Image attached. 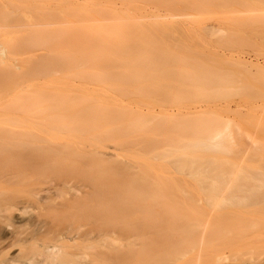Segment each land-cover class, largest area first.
<instances>
[{
	"label": "bare ground",
	"instance_id": "bare-ground-1",
	"mask_svg": "<svg viewBox=\"0 0 264 264\" xmlns=\"http://www.w3.org/2000/svg\"><path fill=\"white\" fill-rule=\"evenodd\" d=\"M250 1H249V3H250ZM79 8L85 12V17L82 19L65 18L62 20L60 19L59 21L58 20L52 21L50 23V25H48L49 22H47V24H46L45 21H44V23H43V21H41L43 24L42 23L39 24L40 26H42V28L46 27V29H45L46 32L51 34V35L50 36L47 35L46 37L45 36L39 37L37 40L38 43L40 42L43 44V43L47 42L49 40L47 37H53V40H54V44H53V48H52L53 54H51L52 57L48 58L49 55L47 54L46 57L47 56L48 57L46 58L44 56V58H46L47 60L52 58L55 66L59 67V69L61 71L59 69L58 70L60 72H62V75L57 76V74H59V73L56 74V72H59V71L55 70L56 69L55 68L54 69L55 72H54V71H51L49 68L52 66L51 62H49V61L46 63L44 62L45 67L46 66L48 67V63L50 65L47 68L48 70L45 69V73L47 74V76H48V74L52 75V78H50L51 76L49 77L51 79V81L48 77H45V76H44L45 79L43 81H40L41 79H43V78H41V77H43L42 75H45V73L43 72L44 74L41 73V75H39L40 78L38 77L40 84L38 83L39 81L36 83V85L39 84V86H41V85L43 86L45 84L46 85L51 84V85H48L49 88L54 89L53 97H55V98H54L53 102H55V99H56V103H55V106L52 105V106H54V110L52 111V114L50 113V115L48 114V116L47 115L44 116L45 108L43 109L42 102L44 100L45 101L48 100L46 95L44 96V97H46V99H42V96L45 94L44 93L42 96H40L42 101L40 100V98H38L39 100L38 99L35 100V102L37 103V106H39L38 108H40V109H38V111L40 110L41 113L44 111L43 115L42 114L36 115V117L23 116L20 119L19 118H8V116H7L8 119L3 120L4 124L8 123V124L14 125V126L20 125L22 127V129L9 128L8 126H6V124L3 125L2 123H0V125L2 124L0 127L2 128V126H3V128H4V129L0 130V255L2 258V260L0 261V264H35L33 260L36 259L37 256L39 257V255L41 258L40 264H42V263L44 264V262H42V259L44 257H46V259L45 258L44 259L47 260V262H48L49 260L47 258L50 259L55 254H57L59 252V246H61V245L67 246V247H69L70 245H75L76 247H78V246L89 247V246L94 245V247L97 250V255L99 257V263L100 264H104V262H107L106 261L107 259H108L107 263H109L113 260L112 258H114V260H115L116 256H119V258H121V259L119 261L118 260L119 258H117V260H118V262L116 260L117 263L113 260L114 264H118V263L120 264L121 260H122V262H124L125 259H127V257H128L127 256L128 253H127V255L125 253V256H123L121 253L124 252V249H126L125 247H127V246L129 247V245H130L129 249L127 247L126 251L130 252L129 257H128L129 261H130L131 255L133 256L132 259L135 262H131L132 264H137L138 262H139V264H153V261H152L153 259L151 260V258H156L157 256L156 257L155 256L152 257L153 255L149 256V254L146 253L147 252L146 250H144V252H145L144 255L146 254L145 255L146 257L143 255V248H144L143 246H146V244H144V243L147 242V245H148L150 239H148L143 233V235L145 236L144 238H146V240H144L146 242H143V238L142 239L140 238V237H142L141 233L140 234L138 233L141 230V228H140V230H138V228H139L138 227L136 231L140 237L137 234L138 237L136 236V238H134L133 235L135 236V233L132 235V237L134 238L135 241H137V238H138L137 243L142 241L143 244L140 242L139 248L137 247V249H136L135 247L138 244L135 243L133 238H131V234H129L128 230L129 229L130 230L136 229V224L142 225L143 219H147L149 217L151 219V222H150V220H147L148 223L144 222L143 223L144 227H145V224H146V228L148 226L150 227V224H152L153 226L155 224V227H156L155 231L152 230L154 228L152 225H151L152 229L151 230L149 229L150 231L149 230L148 231L149 232H151V231L156 232L157 231V225H156L157 223H158V227L164 226V229H162V227H161V230H159V228H158L160 234L158 233V231H157V233L159 234V236L164 234L162 236H164V241H165V238H166L165 236H167L171 233L170 231H169L170 232L169 233L167 230H169V228L171 229L172 228L171 226L173 224V221H172V222H170L172 224L171 225L169 224L170 225L169 226L168 225L169 222H166L167 223L166 224L165 221H167V220L171 221V220H169V218L171 216L170 214L172 213V215L174 216V214H173L174 211L170 212L169 211L170 209H167L165 206H163L164 208H161L160 206H157V205H158L159 201L161 202V199L164 198V197L163 198H161V197L164 196V194L166 192L165 189L167 188L168 184H170L169 182L171 180H169L168 183H166V180H168L170 177H172L171 174L172 175L175 174V173H173L174 170H171L170 167L174 168L175 172H180V173H183V172L185 173V171L188 170L189 172L187 171L188 172L187 176L190 175L192 178L194 176L197 178L201 172L200 180H198L199 177L196 179L198 181H201L202 177H204L206 175L205 176V178H206L212 172V171L210 172V170H212V169L208 168L209 165H207V167H205L206 163L208 162V161H206V159H208V158H206V159L203 157L201 158V159H205L206 163H203L204 167H201V166H203V164L198 162L201 166L199 165L200 169L198 167L195 168L196 170L198 169L197 170L198 172H197L193 167L198 165V163L196 165V162L198 161L199 158L197 159L198 156L193 157L189 153L190 151L188 149L196 146L195 151L197 150V152H198L200 149H197V147H200L201 145H202L201 147L203 148V145L206 146L208 144V146H206V148L208 147V149H210L209 147H211V146L213 148L215 147L212 144H218V143H221V144H218V147L222 148L220 146H222V144L226 145L227 144L226 142H228V141H229V143L227 144L228 146L226 145L227 146L226 148H231L230 140H231V138L235 139V137L232 136L231 138L229 137L230 139L227 137L228 141L224 140L225 139V137H224L225 132H223V131L226 130V127H225V130H223L224 128L223 129L217 128V130L213 129L214 131H216L215 133H209L208 131L203 132L204 131L203 130L202 131L203 133L201 132V134L202 135L204 134L205 138H204V136H203V138H201L202 135H199L201 137H199L200 139H198L197 133H199V132H198V129L196 127H194V130L196 128L197 133L196 134L193 133V132H195L194 130H193V132L189 131L191 134L193 133V135L191 136L187 132V134L189 136H191L189 138L184 137V135L186 133L182 134V136H180V137H177L178 135L175 134L176 137H174L172 134L169 135L168 134L169 132H168L166 134L164 133V135H166V136L164 137V139H162V141L159 140L160 141L159 142V141L155 140V142L153 143V142H151V141H154V139L151 137L152 131H150V129H149L151 127L153 129V126H155L157 123L156 122L155 125H153L154 124L153 121L150 122L151 121L150 118L152 117V116H150L151 111H152V113L155 111L153 106H152L153 104H152V102H149L147 100V97H146L147 94H144L141 91H139L137 93L135 92V90H138V88H140L141 86H147L144 83H147V84L150 83L152 79L153 80L156 79V76L161 77L162 73H164L163 71H165V69L168 71L173 70L172 68L171 69L167 68L169 66L165 65V59H164L166 57H168V59H170L169 57L171 56V53L173 54V52H170V56L167 55L163 59H160V57L156 58V56H158V54H159L157 51L156 52L158 54L155 52L156 56H154V58L152 57L153 54L151 56L150 55L148 56L149 52L147 50L150 49L149 51L151 52L152 47H148V45H146L147 43L145 45H142L144 47L147 46L144 48L146 50V52H145L144 50L141 51L143 49V47H140L141 44L143 43V41H142V43L139 42L140 46L138 45L139 43H137L138 46H135L136 43H135V45H133L131 43V40H129L130 39L129 34L131 33L129 31L130 27L132 28L131 31H133V28H135V27L137 29L139 28L141 30L142 28H140L139 26H141V24H143V23H153V24L166 23V22L171 23V22H182V21H186V20H190V19L191 20L194 19V21H196V20H199L201 18V16L198 17L199 12H182V13H170V12H168V13H163V14L162 13H153V14L133 15L130 12V8L127 6L105 5V4H101V3H90V4H86L84 6H80ZM140 8L143 9L144 7L140 6ZM250 8H248V9L252 10V12H255V11L259 12L260 11L258 14L261 15L260 20H262V18L264 17V16H262V14H264V6H260L257 8L252 7L251 9ZM61 11H64V8H62ZM103 11L110 12V15L109 16L101 15V13ZM212 11L214 14H218L217 17H219V19L221 21H231V22L237 21V23L239 22V25L241 27L242 26L244 27V25H245L244 23L247 22L246 17L248 14H253V16H254V17L253 16L251 17L249 15L250 19L251 18L254 19L255 17H258L257 15H254L255 13H249L251 11L246 13L247 9L245 7H243V8L242 7H236V8H231V9H222L221 11H219V10L218 11L212 10ZM261 12H262V14H261ZM248 21H249V19H248ZM252 21H249L248 23L251 24ZM263 21H264V18H263ZM263 21H262V23H263ZM253 22L255 23V20ZM248 23H247V25H248ZM262 23H261V25H262ZM33 24H30V25H33ZM35 25H38V24L35 23ZM258 25H259V23H258ZM258 25H255V26H257V28L260 29L262 26L260 27ZM48 26L51 28L50 29L47 28ZM136 28L134 30H136ZM262 28H264V26ZM39 29H41V27ZM39 29H37V30H39ZM47 29H49L48 31H50V32H48ZM41 30L44 31V29H41ZM163 30L164 31H162V32L167 31L166 29H163ZM212 30H214V28H212ZM46 32H44V33H46ZM133 32L136 33L137 30L133 31ZM133 32L131 33L132 35H133ZM147 33L143 29L138 34H141V36L144 35L143 37L146 36L147 38L146 39L144 38V39L148 40ZM143 37H141V38H143ZM125 38H127V39H125ZM160 47L164 48L163 46H160ZM160 47H159V49H160ZM162 48L160 50H162ZM165 48H166V46H165ZM165 48L162 51H164L163 53L166 55L167 53L165 51ZM162 51H161V53H162ZM145 53L147 56L145 55ZM160 55H162V54H160ZM2 58H3V56H2ZM161 58H162V56H161ZM167 62L168 61H166V63ZM43 64H42V66H43ZM169 65H171V63ZM1 66H0V68H1ZM8 66H10V65H8ZM40 68L38 69L39 74H40V71L42 72V70H40ZM33 69H31L32 73L34 72ZM35 69L37 70V67ZM4 71H5V69L2 70V72H4ZM36 72L37 71H35L34 73H36ZM38 73H37V75H38ZM53 73H54V75H53ZM160 73H161V75H160ZM164 76H165V78H164L165 80H166L167 76L169 77V75L166 76L163 74V77ZM163 77H161L162 79L159 78L160 80H157L155 82L158 83L159 81L163 80ZM170 77L171 78H167V79H172L174 81H177L180 78V80H181V77H179V76H177V77L170 76ZM172 77L175 78L176 80L173 79ZM46 78H47V81L45 82ZM189 78H190V76H189ZM192 79H193V77H192ZM182 80H183V78H182ZM194 80H195V77H194ZM178 82H177L178 84H181V82L179 80H178ZM166 83H169V82H165V84ZM170 83L172 84V82H170ZM170 83L167 84L166 86L171 85ZM90 84H93V85H90ZM173 84H174V82H173ZM189 84L185 87L186 88L192 87L191 84H190V86H189ZM196 84H198V83H196ZM184 85H186V84H184ZM179 86H182V84ZM193 86H194V92H195V87L197 85L195 86L193 83ZM46 87L44 89H46ZM170 87H173V86H170ZM185 87L182 86V88H185ZM65 88H67V90ZM165 88H167V87H165ZM197 88H198V86H197ZM190 89H193V88H190ZM109 90H112L115 93V95L108 94ZM168 90H169V88H168ZM179 90H180V88H179ZM128 91L131 92L133 95L130 94ZM188 91H189V89H188ZM127 92H128V94H127ZM140 92L143 93V96H145L146 99L145 98L143 99V96H141V97L139 96V94H141ZM171 92L169 91V94H171ZM33 93L31 94L32 97H34L36 95L35 94L33 96ZM46 93H48L49 97L52 96L51 94L49 95V90ZM175 93H177V92H175ZM40 94H41V92H40ZM169 94L165 95V96H167V99L170 96ZM137 95L140 97V99L142 98L143 100L148 101L147 102L148 104L146 102H145L146 104L142 103V105H145V106H143V109L140 108L142 105L138 106V104L141 103V101H137V104L135 103L136 105H133L134 102L139 99ZM37 96L39 97V95H37ZM130 96H131V98H129ZM182 96H184L183 93H182ZM53 97H51V98H53ZM196 97H198V96H196ZM34 98L36 99L37 97L35 96ZM34 98H32V99H34ZM132 98H133V100H132L133 102L132 101L129 102L130 99H132ZM162 98H164V97H162ZM49 100H50V98H49ZM162 100H164V99H162ZM26 101H28V100L26 99ZM51 101H52V99H51ZM78 101L79 102L81 101V104H77ZM172 101H173V99H172ZM31 102H32V104H34L33 101H31ZM124 102H128L129 104L124 103ZM169 102H168V104L165 102L164 103L159 102L158 104L160 106H162V105L165 106V104H167V107H168V105L170 107ZM181 102L175 103L176 104L175 106L177 107V110H176L177 112L175 111L173 113V115L177 114V115L183 116L182 114L187 112V113H185L187 115L186 118L189 119V117H190L189 114L192 116L194 113L196 114L198 112L197 107H196L197 104L195 105L196 110L193 109L191 111L190 109H185L182 106L183 102L182 103ZM202 102H203V100H202ZM227 102H229V101H227ZM238 102H236V103H238ZM50 103H52V102H50ZM108 103H110L111 105L109 104L110 106H108ZM185 103L186 102H184L183 104H185ZM188 103H189V101H188ZM195 103H198V101H196ZM204 103H206V102H204ZM239 103H241V102H239ZM112 104L114 106H112ZM158 104H156V106ZM172 104L173 103H171V106L174 105V104L173 105ZM179 104H181V106ZM199 104H200V102H199ZM226 104H228V103H226ZM229 104H231V103H229ZM229 104H228V106H229ZM24 105H25L24 107L27 106L26 104H24ZM28 105H30V104H28ZM35 105L36 104H34V106ZM146 105L148 107L147 108L148 110H146V113H147V111L150 112L147 114H145L143 112ZM240 105L241 104H238L239 107H240ZM134 106H136V109L133 108ZM223 106H224V104H223ZM114 107H116L117 109L116 108L114 109ZM211 107L212 106H210V108ZM28 108L29 107L27 106L26 110H28ZM31 108H33V107H31ZM46 108H48V107H46ZM207 108H209V107H207ZM230 108H231V106H230ZM159 109L162 113H165L164 112L165 108L160 107ZM183 109H185L186 111L185 112L182 111ZM118 110L119 111L122 110V111L118 112ZM167 110H169V108ZM167 110H166V112H167ZM187 110H189V112ZM228 110H229V108H228ZM116 111H117V113H116ZM206 111H207V109H206ZM210 111L211 110L209 109L208 112H210ZM131 112L134 115L136 114V112H139V114L143 113L142 114L143 116L141 114L139 115L138 113L135 116H132L133 114ZM202 112H205V111H202ZM202 112L200 111V113H198V114H201ZM211 112H213L214 115H217V113H215L214 110H212ZM229 112H231V111L229 110ZM154 113H155V115L157 114V117H158L159 113H156V111ZM154 113L152 114L153 118L155 116ZM226 113H227V110H226ZM122 114L123 115L124 114H129V115L131 114V115L129 117V115L123 116ZM171 114L172 113H170V115ZM195 114L193 115V117L195 116ZM198 114H196V118H197ZM223 114L224 113H222V115ZM146 115H147V118L150 120L149 122L153 123L152 126H149L148 125L149 123H147L148 126L146 124H144V126H141L142 125L141 123H143L145 121L144 119H146V117H145ZM161 115L165 116V114H161ZM170 115H168V116H170ZM186 115H184L183 117H185ZM206 115H207V112H206ZM206 115L204 116V118L207 117ZM218 115L220 116L221 114L218 113ZM122 116L125 117L124 121H128L127 123L122 120L123 119ZM136 116H138V117H136ZM148 116H150V118ZM162 116H160V117H162ZM128 117H129V120H128ZM142 117L144 118L143 119L144 121L142 120L143 122L141 121V123H140L139 120H141ZM131 118L132 119L138 118V120H136V123H135V119H134L133 123H132V120H130ZM168 119H166V121ZM175 119H174V121H175ZM223 119H222V121H223ZM190 120L191 119H189V121ZM168 121H170V120H168ZM180 121L181 120H179L178 122H180ZM129 122L131 123V125L132 124L134 125V123H135L134 126L136 129L133 127L131 128V126H129V125L128 126L125 125V123L128 124ZM146 122H148V121H146ZM181 123H183V121H181ZM204 123H206V122H204ZM210 123H211V121H210ZM190 124H191V122H190ZM207 125H208V123H207ZM221 125H222V123H221ZM139 126L144 127V128H141ZM175 126H177V125H175ZM185 126H183V127H185ZM137 127H139V129ZM198 127H201V126H198ZM205 127H206V125H205ZM205 127H204V129H205ZM146 128L149 129L151 135L148 133L149 131L146 130ZM119 129H124V130L127 129V131L125 133H123ZM156 129H158V128H156ZM156 129L154 131H156ZM185 129H183V131ZM192 129L190 127V130H192ZM201 129L199 131H201ZM210 129H212V128H210ZM186 130L188 131V129H186ZM157 131H159V129ZM183 131L181 133H183ZM128 132L130 134L132 133L134 135H135L134 132H137V133L140 132L138 135H143V136L140 137L141 139L136 138V140H135L136 136H134V138H131L130 140L125 139L126 141L122 140V139L118 140V138H120V137L122 138V136L126 137ZM160 132L163 133V131H159L157 133H160ZM207 132H208V134H206ZM167 134L169 136L172 135L173 138L171 136L170 137L171 139H170L169 137H167ZM187 134H186V136H188ZM155 135L159 136V134H156V133H155ZM221 135H223V136H221ZM219 136L223 137V139ZM229 136H231V135H229ZM166 137H167V139H166ZM194 137H196V138H194ZM221 141L222 142L225 141V143H222ZM232 141L234 142L233 139H232ZM162 142H164V144H160ZM165 142H166V144H165ZM233 142L231 145H232V148L234 149V152H235L236 151L235 146L237 145V143H235L236 145H234ZM125 143H126V145L127 144H129V145H127V146L123 145ZM152 143L154 145H151ZM121 144L123 146H126L127 148L125 147V149L129 150L131 153L130 155H128L126 157L125 160L123 158L124 156H121V154L118 151L119 147H120V149H124ZM158 144H159V146H157ZM210 144H211V146H210ZM238 145H239V143H238ZM128 146L134 147L137 150L131 149V148L128 149L129 148ZM163 146H164V150L160 149V148H163ZM218 147H215V148H218ZM202 148H201V150H203ZM206 148H205V150H206ZM125 149H124V151H125ZM233 149H228V150L222 149V151L227 150L226 152L229 153V150L233 151ZM244 149L246 150V148H244ZM139 150H140V152H139ZM218 150L219 149H217V152L221 151V149L219 151ZM237 150H238V148H237ZM241 150H243V149L240 148V151ZM193 151H194V149H193ZM246 151H248V150H246ZM214 152H215V150H214ZM238 152H239V150L237 151V156L239 155ZM127 153L129 154V152H127ZM150 154H152V155H150ZM260 155H262V154L260 153ZM201 156H204V155H201ZM241 157H242V155H241ZM213 158H215V157H213ZM216 159H218V158H216ZM219 159L220 160H218V161H221V159H223V158H219ZM123 160L126 162H123ZM189 160H191V161H189ZM212 160H214V159H212ZM150 161H153V162L156 161V162L151 164ZM226 161H228L227 158H226ZM193 162H195V165ZM229 162L231 163L232 161L229 160ZM119 164H122V165L125 164V166L123 167L122 165H120V166H122V168H120ZM221 164H223V163H221ZM225 164H227V166H228V163H225ZM220 165L218 164V167ZM231 165H233V164H231ZM223 166H225V165L223 164ZM223 166H221V167L224 170H226V169L227 170L229 169L230 171L234 170L233 167H232L233 168V170H232L230 166H228L230 168L225 166V168L227 167L226 169ZM238 166H239V164H238ZM240 166H242V165L240 164ZM209 167H211V165ZM221 167L218 168L220 170V173L223 170ZM186 168H188V169H186ZM243 168L244 167H241L240 170H243ZM203 169L204 170L207 169V171L209 169V171H208L209 174H207V171H203ZM224 170L220 174L221 177H219V174L217 175L218 171L216 172V170H215L216 175H217V177H215V179L220 178L219 181H216V182H218V184L220 182H222L224 185L227 182L229 183V181H225V179H224V177L227 176L226 175L227 171H224ZM235 171H233V173L228 172V174L233 175L235 173ZM259 171H261V170H259ZM203 172L205 173L204 176L202 175ZM213 172H214V169H213ZM241 172L239 173L240 177H241ZM254 172H257V171H254ZM186 173L184 175H186ZM245 173L247 174V172L246 171L243 172L242 176H244L243 177L244 180H242V181H246L245 178H247V177H245V175H246ZM239 174L237 176H239ZM253 174L256 175L255 173H253ZM201 175H202V177H201ZM232 175H231V178L234 177V175H233V177H232ZM237 176H235V177H237ZM247 176L252 177L249 173L247 174ZM257 176L258 175L254 176L256 178V180L258 179ZM180 177H181V174H180L179 178L176 175L175 179H178V181L179 180L181 181ZM184 177L185 176H183V179H182L183 181H184ZM250 177H248V178H250ZM150 178L155 179V182H158L156 180H159V182H160V180L162 182L164 181L166 183L165 184L166 187L163 186L164 183H163V185H161L163 187H160V185L158 186L159 182H158V184L156 183L157 186L155 187V184H154L155 182H153V180H151V182H148V184L149 183L151 184V185L149 184L151 187L147 186L146 190H144V188L141 187L142 185L141 186H135V187H129V188H132L131 190L128 189V187H127V189H124V190L122 189V187L120 188V182L122 181L126 184V182H125L126 179H128L132 184H135V183L141 184V183H144V181H146L147 179L149 180ZM205 178H203L202 182L203 183L209 182L208 186L206 185V187H209V188L211 187L214 189L216 188L215 189L216 191L211 189L212 190L211 192L218 193V194L215 193L216 196L214 197V200H217L216 198H219V196L217 197V195L221 196V193L227 187L222 188V187H220L221 185L216 184V182H214V183H212V181L210 182L209 179L211 177L209 179L206 178L207 180ZM255 178H253V179H255ZM259 178H261V176H259ZM262 178H264V176ZM262 178L258 180L259 182L254 181L253 179H252L253 181L250 179H247L248 183L247 182L242 183V185L244 184L243 186L241 185L242 188L244 189L246 187L244 189V190H246V192H244L245 193L244 195H246V196L244 198H242L243 194H241V197H240L242 200L244 199L243 201H245V202H243L241 199L240 200L238 199L239 200L238 202H241V203H239L240 207L242 206V204H244L243 207H245V204L248 206L249 203H251L250 205H252L253 203L255 205V203L257 204V203L263 202V204H264V180L261 181ZM171 179L173 180L174 184L171 181L172 185L171 184L170 185L172 186V188L173 187L177 188V189H175V191L180 188L179 190L184 192L183 188L189 186L188 184H185L186 181L184 183H182L183 181L182 182L179 181V183L181 185H183V184L185 185L181 189L178 181H177V183H178L177 184L174 181V177ZM204 180H206V181H204ZM239 180H240V178H239ZM190 181L191 180H189V184H190ZM223 181H225V183ZM249 181H251V182H249ZM162 182H160V184H162ZM124 183H123V185H125ZM152 183H153V185H152ZM203 183H202V185H203ZM210 183L216 184V186L219 188H217L216 186L214 187V185H211ZM115 184L118 186H115ZM128 184L131 185L130 183H127V185ZM205 184H207V183H204V186H205ZM232 184H235V182ZM240 184H239V186H240ZM195 186L196 185H194V187ZM226 186H227V184H226ZM152 187H155V188L153 189ZM157 187L164 189L165 192L161 189L157 193V190L159 189ZM206 187L204 189H206ZM233 188H237V187L233 186L232 189ZM242 188H241V190H243ZM168 189H170V188H168ZM168 189H167V194L169 195V193H171V191L173 189L172 190H168ZM188 189L185 188L184 190L188 191ZM202 189H203V187H201V190ZM208 189H207V192L209 191ZM220 189L222 192L220 191ZM139 191H141V192H139ZM143 191H150V192L142 193ZM218 191L221 193L219 194ZM231 191H229V193H231ZM172 192H174V191H172ZM203 192H206V191L204 190ZM235 192H237V191H235ZM241 192H243V191H241ZM120 193H122V194H120ZM162 193H163V195H162ZM229 193H227V194H229ZM247 193H249V194H247ZM167 194H165V198H166ZM178 194H180V196H181V193H178ZM192 194H194V193H191V195ZM196 194H197V192H196ZM208 194L214 195V193H210V192H208ZM152 195H153V198H152ZM174 195H173V197L170 198V201L173 202L172 204L173 205L177 204L179 206V208L183 207L182 205H179V203H176L177 201H172V200H174L172 198H174L176 196V195L175 196ZM155 196H157V197H155ZM201 196H203V195H201ZM226 196H228V195H226ZM232 196L230 195V197H232ZM236 196H237V194H236ZM154 197L157 199H155ZM177 197L178 196H176V198ZM206 197H213V196L210 195V196H206ZM206 197H205V199H206ZM234 197L230 198L231 201L230 200H226V201H227V203H229V205H231L232 201H234L233 202L234 210H236L238 208L237 207L238 204L235 203V201L237 202V199L235 200ZM158 198L160 199L159 201H158ZM178 198H180V197H178ZM225 198L227 199V197H225ZM238 198H239V196H238ZM153 199H155L154 201L158 202V203L155 204L154 201H152ZM185 199H183V202L186 201V203H188L187 202L188 200H185ZM190 199H192L191 196H190L189 200ZM198 199H199V197H198ZM210 199H208V200H210ZM164 200H163V202H164ZM168 202H169V200H168ZM217 202H218V200H217ZM167 203L165 200V204H167ZM224 203H226V202H224ZM29 204L33 207V212L27 213L26 208H27V205H29ZM154 205H156L157 207ZM183 205H185V204H183ZM191 205H192V203L190 205L187 204L186 210L188 209V206L190 207ZM210 205H212V204H210ZM215 205H212V206H215ZM225 205L226 204H221V206H220L217 203V206L220 208L225 206ZM258 205H256V206H258ZM252 206H250V207H252ZM184 207L182 208V210L184 209ZM198 207H199V205H198ZM225 207L227 208V205ZM235 207H237V208H235ZM196 208H197V205H196ZM232 208H233V206H232ZM256 208L254 207V210ZM174 209H175V207H174ZM205 209L203 208L204 212L206 213V211L209 208L206 211H205ZM186 210H183L184 214L186 212L189 214V212ZM197 210L198 211L194 212L196 214V215H194L195 217L198 216L197 212H199L200 210H201V212L203 211L202 208L200 210L197 208ZM215 210H217V209H215ZM240 210H238V211L242 212ZM250 210L247 211V209H245V212L247 211L249 213ZM168 211L170 212V214ZM194 211H195V209H194ZM231 211H228V212H231ZM149 212L152 214H149ZM191 212H190V216H191V218H193L192 217L193 215L191 214ZM256 212H258V211L255 210V213ZM207 213H208V211H207ZM248 213H246L247 214L246 217L245 216L243 217V218H246V227H245L247 229L246 232L250 231V229L248 230V227H249L248 223H250V222L253 226L252 228H254V226H255L254 224H257V223H263L261 226L264 225V222L261 220L262 218L258 222V216H255L253 214H248ZM252 213H254V212L252 211ZM262 213H264V212H262ZM164 214L166 215V218L165 217L162 218V215H164ZM228 214L230 215V213H228ZM235 214H238V213L235 212ZM235 214H232V216L233 215L235 216ZM158 215L159 216L161 215V217H159ZM168 215H170V216H168ZM177 215H178V216H176V218H178L177 220H180L181 217L179 216V214H177ZM238 215H240V213ZM129 216H130V218H129ZM131 216H134V217H131ZM221 216H222V214H221ZM174 217L171 216L172 219ZM199 217L201 218L200 214H199ZM207 217H209V214ZM131 218H132V220H131ZM224 218L228 219L226 217H224ZM224 218H221V220ZM231 218L232 217H230V219ZM206 219H209V218H206ZM210 219H211V216H210ZM216 219H214V220H216ZM134 220H137V221H134ZM161 220L164 221V222H162L163 225L159 224V223H161ZM177 220L175 223L177 224V228H180L178 226ZM187 220H189V219L187 218L186 222H187ZM193 220H194V218H193ZM195 220L197 221V219H195ZM235 220L238 221V219H236V218H235ZM141 221H142V223H141ZM216 221H218V219ZM135 222H137V223L135 224ZM152 222H156V223H152ZM224 222H225V220H224ZM138 223H140V224H138ZM175 223L173 225V231L176 232ZM186 224L189 225V222H187ZM200 224H202V223L200 222ZM218 224H219V222H218ZM232 224H233V222H232ZM165 225H167L168 227H166ZM180 225H181V228H180V230L178 229L179 230V231H177L178 234H177V232L176 233L173 232L171 229V231H172V234H170L171 238L172 237L176 238V234H177V236H179L182 228L185 227V224H184V226L182 223ZM226 225H228V223ZM247 225H248V227H247ZM257 225L259 226V224H257ZM123 226H124V228L129 227V229L124 230L122 228ZM142 226H140V227H142ZM198 226H194V227H198ZM222 226H224V225H222ZM232 226H234V225H232ZM119 227H120V230L122 232H123V230H124V232L125 231L128 232V233L125 232V234H124L122 232L120 233V231H119V233L124 234L125 236H126V234H129V236L127 235L129 238L124 237V235H122L124 237V239H123V237H120L121 235L118 234V231H117V230H119ZM189 227H190V225H189ZM200 227H202V226H200ZM210 227H211V225H210ZM165 228H168V229H165ZM207 228H209V227H207ZM239 228H240V225H239ZM245 228H243V229L245 230ZM256 228L258 229L259 227H256ZM185 229H186V227H185ZM195 229H197V228H194V231H195ZM261 229H260V231H261ZM162 230H163V233H162ZM183 230H184V228H183ZM183 230H182V232H183ZM192 230L190 229V232ZM164 231H166V232H164ZM200 231L202 233V230H200ZM251 232H248L245 234L246 235V241H247L246 246L247 245L249 246L248 243H251V246H253L252 243H254V242L258 243V244H260V241L263 242L264 238H263V240H261L262 239L261 237H260V240L259 239H255V240L253 239L251 241V239H249V233H251ZM256 232H259V229ZM151 233H149V234L151 235ZM166 233H167V235H166ZM199 233L200 232H198V233L196 232L195 234L201 235ZM147 234H148V232H147ZM173 234H174V236H172ZM208 234L209 233L207 230L206 234H204V235H206L205 239L203 236H201L202 239H204V241L208 237L207 236ZM185 235L187 236V234L182 233L180 235L181 237H177L178 239L180 238V240H177V238H176L177 242L174 241L175 243L173 242V245L176 246V243H178V241H180L178 244L180 246L181 238H183L185 240V239H187V237H190L192 234L190 236H187L186 238H185ZM202 235H203V233H202ZM209 235H211V234H209ZM154 236L155 235H153L152 239L155 238ZM159 236H157V237H159ZM162 236H161V238H163ZM192 236L189 239H192ZM196 236L197 235H194L193 237H196ZM197 237H199V236H197ZM201 237H199V238L201 239ZM118 238H120V239L122 238L123 240L122 239L118 240ZM175 238H172V239H175ZM242 238L243 237H240V239H242ZM125 239H127V240H125ZM147 239L149 241H147ZM166 239L168 241V236ZM172 239H169L168 243H167V241H165L164 244H167V245L162 246L163 245L162 243H157V244L159 245V247L162 246L161 248H163V249H164V247H166L164 250L169 249V251L172 252L171 249H173V248L170 249L171 246L173 247V245H172L173 240ZM194 239H196V238H194ZM208 239H207V241H209ZM238 239H239V237H238ZM184 240H183V242H184ZM108 241H110V242H108ZM118 241H121V244H123L122 246L124 247L123 251H121V252L119 251L121 256L119 255V252L117 251V249H119V250L121 249L119 247L120 242H118ZM126 241L127 242L129 241V243H130V241H131V243L132 242H134V243L129 244ZM155 241L156 240H154L155 244L152 243L153 241H151L150 245L146 248L151 247L153 249V247H154V249H155V245H156ZM193 242H194V240H193ZM200 242H202V240H200ZM228 242H229V240H228ZM232 242L236 243L237 241L234 240ZM117 243H118V245H117ZM151 243L154 244L153 247L151 246ZM204 243H206V242H204ZM108 244H109V247H108ZM124 244H126V245L124 246ZM168 244H171V245H169L170 247L168 246ZM178 245L176 246L177 247L176 249L179 248ZM196 245H198V243ZM205 245H203V246H205ZM111 246H113V247L111 248ZM186 246H188V244L185 245V248H184L185 251H186V249L191 248L190 246L188 248H186ZM114 247H115V249H113ZM140 247L141 248L143 247V248L141 249ZM259 247H264V246L260 245ZM105 248H108L107 249L108 252H109V249L111 248L112 251L115 250V252H117V253L113 257L112 255L114 254V252L111 253L112 251L110 249L111 252H110V255H108L106 252L107 250H105ZM161 248L160 249L158 248V253H160V255L163 254L165 257L163 260L162 259L158 260V258H157V260L159 261V264L161 263L160 261L167 262V260H165V258L167 257V254H164V251H162ZM138 249H139V251H137ZM152 249H151V251H152ZM179 249H181V248H179ZM184 249L182 251H184ZM134 250L136 252L135 254H134ZM141 250H142V252H140ZM159 250H161V251H159ZM174 250H175V247H174ZM181 250H180V253L182 252ZM259 250H261V249H258L257 251H259ZM263 250L264 249L261 250V252H260L261 254L262 253L264 254ZM185 251H184V253H186ZM132 252H133V254H131ZM242 252L243 251H241L240 253L242 254ZM138 253L140 256L142 255L143 257H145L147 259H144L141 256L142 257L141 259L142 260L144 259L142 261L140 258H138ZM258 253L259 252L255 253L254 251H252V249L250 251L246 250V253H245L246 254V261L243 259L244 255L242 256V259L244 260V262L246 264H264V258L263 259L260 258L261 255L260 254L258 255ZM26 254H29V256ZM106 254L109 257L112 256V258H109ZM174 254L177 257L175 252H174ZM34 255L35 256L37 255V256L34 258ZM87 255L88 254L86 252L83 253V256L86 257ZM41 256H43V257H41ZM175 256L174 257H173V255L171 257L168 256L169 257L168 262H170V260H172L170 258H176ZM231 256H236L235 251L231 255L230 254L221 255V256L219 255L218 259H219V261H223L224 264H234V263L235 264H242V263H244L243 261L241 263L240 260H242V259H239L238 255H237L238 256L237 259L235 257L231 258ZM135 257L138 260H136ZM32 258H33V260H32ZM104 258H105V260H104ZM149 258H150V260H149ZM198 258L196 257L195 260ZM110 259H112V260H110ZM202 259L204 261V258H202ZM238 259L240 262L238 261ZM37 260L38 259H36V261ZM147 260H149V261H147ZM173 260H174V262L176 261V259H173ZM195 260H193L194 263L197 262V260L196 261ZM234 260L235 261L237 260L238 262L236 263V262H234ZM260 260H263V262H261ZM113 261L109 264H113ZM158 261H155V262L158 264ZM199 261H202V260H199ZM150 262H152V263H150ZM163 262H162V264H163ZM168 262H167V264H168ZM186 262H188V261H186ZM107 263H105V264H107ZM156 263H154V264H156ZM191 263H192V261H191ZM199 263H201V262H199ZM36 264H38V263H36ZM203 264H204V262H203Z\"/></svg>",
	"mask_w": 264,
	"mask_h": 264
},
{
	"label": "rangeland",
	"instance_id": "rangeland-1",
	"mask_svg": "<svg viewBox=\"0 0 264 264\" xmlns=\"http://www.w3.org/2000/svg\"><path fill=\"white\" fill-rule=\"evenodd\" d=\"M249 1L250 0H0V62L3 64H1L0 63V66H1V68H0V123H2L3 125H5L6 124V126H8L9 128H13V129H22V127L20 126V125H18V126H14V125H10V124H8V123H3V120H5V119H8V118H21V117H23V116H32V117H36V115H43L44 113V116H48V114L50 115V113L52 114V111L54 110V106H55V103H56V99H55V102H53V100H54V98L55 97H53V91H54V89L53 88H49V86L48 85H51V84H48V85H46L45 83V85L47 86H45V85H41V86H39V84H40V81H43L45 78H44V76L45 77H50V78H52V75H49L48 74V76H47V74L45 73V69H47L50 65H49V63H48V67L46 66L45 67V63L46 62H51V67H49L50 68V70L51 71H54V69L55 70H57V71H59L60 69H59V67H57V66H55V64L53 63V59L51 60V59H46L47 57H46V55L48 54L49 55V57L48 58H50V57H52V55L51 54H53L52 53V48H53V44H54V40H53V37H47L49 40L47 41V42H45V43H38V38L39 37H42V36H50L51 34H49V33H47L46 32V27H44V28H42V26H40L39 24L40 23H42L41 21H43V23H44V21L46 22V24H47V22H49V24L48 25H50V23L52 22V21H59L60 19L62 20V19H65V18H75V19H82V18H84L85 17V12L82 10V9H80L79 7L80 6H84V5H86V4H90V3H101V4H105V5H117V6H127V7H129L130 8V12L133 14V15H139V14H153V13H168V12H170V13H182V12H199V14H198V17L199 16H201V18L199 19V20H196V21H194V19H190V20H186V21H182V22H171V23H168V22H166V23H157V24H153V23H143V24H141V26H139L140 28H142L141 30H145L146 31V33H147V36H148V40H145L147 37L145 36V37H143V36H141V34H138V33H140V29L138 30L136 27V30H137V34L139 35H137L136 33H134L133 31H136V30H134L135 28H133V31H131L132 30V28L130 27V29H129V31L132 33L133 32V35L130 33L129 34V37H130V39L129 40H131V43L133 44V45H135V43H136V45L135 46H140V43H142V41H143V43L141 44V46L140 47H143V49L141 50V51H145L146 52V50L144 49L145 47H147V46H142V45H145L146 43V45H148V47H152L151 48V52L149 51V50H147L148 52V56L150 55H152V57L154 58V56H156V53L158 54V56H156V58H159L160 57V59H163L165 56H170V52H173V54L171 53V56L169 57L170 59H168V57H166V58H164L165 59V65H167V66H169V67H167L168 69H173V70H170V71H168V70H166L165 69V71H163L164 73H162V76L161 77H163V74L164 75H169V77L167 76V78H171L170 76H173V77H177V76H179V77H181V80H180V78L178 79L180 82H181V84H182V86H187L189 83L191 84V86L192 87H190V88H193V89H190L189 87L188 88H182V86H179V85H181V84H178L179 82H178V80L177 81H174V80H172V79H167L166 78V80L164 79L165 78V76L163 77V80H161V81H159L158 83H156L155 81H157V80H160L159 78H161V77H157L156 76V79H152L151 80V82L150 83H144L145 85H147V86H141L140 88H138V90H135V92L137 93V92H139V91H141V92H143L144 94H147V100L149 101V102H152V106H153V108H154V110L156 111V113H159L158 114V117H157V114L155 115V111L153 112L154 113V118H153V113H152V111H151V115L150 116H152L151 118H150V116H148L149 118H150V120L147 118V115L145 116L146 117V119H144L143 117L141 118V120H139L140 121V123H141V121L143 122V123H141L142 125L141 126H144V124H146L147 125V123H149L148 125L149 126H152V124L153 125H155V123H156V125L155 126H153V129H152V127L151 128H149L150 129V131H152L151 133H152V135H151V133H150V131H149V129H147L146 128V130H148L149 132V134L151 135V137L154 139V141H151V142H155V140H157V141H162V139H164V137L166 136V135H164V133L166 134V133H168L169 135L170 134H172L174 137H176V135H178L177 137H180V136H182V134H187V132L189 133V135H193V133H197L196 132V128L198 129V132L199 133H197L198 135V139H200L199 137H201V136H199V135H202L201 134V132L203 131V132H205V131H208L209 133H215L216 131H214L215 129L217 130V128L219 129V128H224L223 130H225V127H226V130L225 131H223V132H225L224 134H225V141H228V138L230 137H232V136H234L235 137V139L234 138H231V140H230V146H231V148H226L228 145V143H229V141L228 142H226L227 144V146L225 145V144H222V146H220V147H222V148H219L218 147V144H221V143H218V144H212V145H214L215 147H218V148H213L212 146H211V144H210V146L212 147H209L210 149H208V147L206 148V146H208V144L206 145V146H204L203 145V150H201V148L200 147H197V149H200L198 152H197V150L195 151V149H196V146L195 147H192V148H189L188 150L190 151L189 153L193 156V157H197V159H198V161L196 162V165H197V163L199 162V163H201V164H203V163H206V161H208L207 163H206V166L205 167H207V165H211V167H209L208 166V168L210 169H212V170H210V174H209V169H208V171H207V169L206 170H204L203 169V171H207V174H209V176L208 177H206L207 179H209L210 177V179H209V181L211 182L212 181V183H214V182H216V181H219V179L220 178H218V179H215V177H217V175L219 174V177H221L220 176V174L222 173V171L224 170L221 166H223V164L225 165V166H227V164H225V163H228V166H230L231 167V169L233 170V168H234V170L233 171H235L236 169V171H235V173L233 174L234 175V177H233V175H232V177L233 178H231V175L230 174H228V172L229 173H233V171H230L229 169L227 170L226 168L228 167H226L225 168V166H223L226 170H224V171H227V173H226V175L227 176H225L224 177V179H225V181H229V183L227 182V183H225V181H223L224 183H225V185L222 183V182H220L219 184H218V182H216V184H218V185H221L220 187H222V188H226L223 192L221 191V189H220V191L223 193H221V192H219V194L221 193V196L220 195H217V197L219 196V198H216L217 200H218V202H217V200H214V197L216 196L215 195V193L216 192H211L212 190H214V191H216L214 188H209V187H206V185L208 186V183L209 182H204V183H207V184H205V186H204V183L202 182L203 181V178H205V173L203 174L202 173V175L204 176V177H202V175H201V181H198V180H200V174H201V172H200V174H199V178H198V180H196L197 178L194 176L193 178L189 175V176H187L188 175V172L187 171H185V173H186V175H184L185 173L183 172V173H180V172H175V169L174 168H172V167H170L171 168V170H174V172L173 173H175L176 175H177V177L179 178V176H180V174H181V181L180 182H182L183 180V176H185L184 177V181L182 182V183H184L185 181H186V183L185 184H188L189 186H187V187H185L186 189H188V191L187 190H184L185 188H183L185 185L183 184V185H181L180 183H179V181H178V179H175V177H176V175L175 174H171V176L172 177H170L168 180H166V183H168L169 182V180H171L172 182H173V180L171 179V178H173L174 177V181H175V183H177V181H178V183H179V185H180V187H181V189L183 188V191L184 192H182V191H180L179 189L178 190H176L175 191V189H177L176 187H173L172 188V183H171V181L169 182L170 184H168V186H167V188L165 189L166 190V192L164 191V189H162V188H159V187H157V188H159L158 190H157V193H158V191L159 190H163L164 192H165V194H167V189L168 188H170V189H168V190H172V191H174V192H172L171 191V193H169V195L167 194L166 195V198H165V194H164V196H160L161 198H163V199H161V202L159 201L160 199V197L158 198V201H159V203L158 202H155L154 200L155 199H157V198H155V197H157V196H155L154 198L155 199H153L152 201H154V203L156 204V203H158V205L157 206H160L161 208H164L163 206H165L167 209H170L169 211L171 212V211H174V216L172 215V213L170 214V212H169V214L172 216V217H174L173 219L171 218V216L170 215H168V216H170V218H169V220H171V221H165V223L166 222H169L168 223V225L170 224H172V223H170V222H172L173 221V224H172V231H173V225H174V223L176 222V220L178 219V218H176V216H178L177 214H179V216L182 218H180V220H177V222H178V226L181 228V223L183 224V226H184V224H185V227H186V229H185V227H183L184 228V230H183V228H182V230H183V232H182V230H181V233L179 234V236H177V234H178V232L177 231H179L180 230V228H177V224L175 223V229H176V232H177V234H176V238L177 237H181L180 235L182 234V233H184V234H187V236H190L191 234L193 235H197V236H199V237H201V236H203L204 237V239H205V236L206 235H204V234H206V232H207V230H208V233L209 234H211V235H207L208 237L206 238V240L204 241V239H202V237H201V239L199 238V237H193L192 235V239H189L190 237H187L186 235H185V238L187 237V239H183V238H181V243H180V246L178 245L179 244V242L180 241H178V243H176V246L178 245L179 246V248H185V245L186 244H188V246H186V248H188L189 246L191 247V248H188V249H186V251H185V249H184V251L186 252V253H184V251H182L181 249H176L177 247L176 246H174L173 245V242L174 241H176L177 242V240H180V238L178 239L177 238V240H176V238L175 237H172V238H175V239H172L171 238V236H170V234H172V231H171V229L169 228V230H167L170 234L169 235H167V233H166V235L168 236V241H169V239H172L173 241H172V245H173V247L171 246H169V245H171V244H168V246L170 247V249L171 248H173V249H171L172 250V252H170L169 251V249H167V250H164L166 247H164V249L163 248H161L162 246H164V245H167V244H164L165 243V241H167V236H165L166 238H165V241H164V236H162V235H164V234H162L161 236L163 237V238H161V236H159V230H161V227H158V223L156 224L157 225V231H158V233H157V231L156 232H154L155 231V224H154V226L152 225V224H150V227H151V225L154 227L153 229H152V227L150 228L149 226L146 228V224H145V227H144V225H143V223L144 222H147V220H150V222H151V219L148 217H146L147 219H143V223H142V221H141V223H142V225H137L136 223L137 222H135V224H136V229H129V227L127 228V227H125L124 228V226L122 227L124 230H127V229H129L128 230V232H129V234H131V238H136V236H137V234L139 233H141V236L142 237H140L139 236V234H138V236L142 239L143 238V242H146V241H144V240H146V238H144L145 236L148 238V239H150V241L147 239V241H149V244L147 245V242L146 243H144V244H146V246H143L142 248H143V255H144V250H146L147 252V254H149V256L151 255H153L152 257H156V258H151V260L153 261V264L154 263H156L155 261H158V260H163L164 259V255L162 256V255H160V253H158V248L160 249L161 248V250L162 251H164V254H167V257L165 258V260H167V262L169 261V257L168 256H172L173 255V257L175 256V254H174V252L176 253V255H177V257L176 258H170V259H176V261L174 262V260L172 261V260H170V262H168V264H190L191 263V261H192V263L191 264H193L194 263V261L193 260H195V258L197 257H199L198 259H196L197 260V262L196 263H194V264H203V262H204V264H224L223 263V261H219V255L221 256V255H228V254H232L234 251H235V255L236 256H231V258H236L237 259V257L241 254L240 252L241 251H243L242 252V254L239 256V259H242V256H243V259L246 261V250H251L252 249V251H254L255 253H257V252H259L258 253V255L260 254L261 255V257L260 258H264V254L262 255L260 252H261V250L262 249H264V247H259L260 245H262V246H264V240H263V238H264V225L263 226H261L263 223H257V224H259V226L257 225V224H254L255 226H254V228H252L253 226H252V224H251V222L250 223H248L249 224V227H248V225H247V227H248V230L250 229V231H248V232H251V233H249V239H251V241L254 239H259L260 240V237L262 238L261 240H263V242L262 241H260V244H258V243H252V245L253 246H251V243H248L249 244V246L247 245L246 246V233H248V232H246L247 231V229L245 228L246 227V218H243L244 216L246 217V213H248L247 211L248 210H250L249 211V213L248 214H253V215H255V216H258V222L260 221V219L264 222V213H262V212H264L263 210H264V204H263V202H260V203H255V205H254V203L252 204V205H250L251 203H249V205L250 206H252V207H250L249 205V207L245 204V207H243V205L244 204H242V206L240 207V205H239V203H241V202H238L241 198V194H243L242 196V198H244L246 195H244L245 193L244 192H246V190H244L243 188H242V186L244 185H242V183L243 182H247L248 180L247 179H250V180H252L253 178H255L254 176H256V175H258L257 176V180H256V178L255 179H253L254 181H258L259 179H261L263 176H264V28H262L263 26H264V21H263V18H262V20H260L261 19V15H259L258 13L260 12H258V11H255V12H252V10H249L248 8H257V7H260V6H264V0H251L250 1V3H249ZM140 6H143L144 8L143 9H141L140 8ZM236 7H245L246 9H247V12L246 13H248L249 11H251V12H249V13H255L254 15H257L258 17H255L254 19H250V17H249V15L252 17L253 16V14H246L247 15V22H243L244 24V27L242 26H240L239 25V22L237 23V21L236 22H231V21H221L220 19H219V17H217V15L218 14H214L213 13V11L212 10H216V11H221L222 9H231V8H236ZM62 8H64V11H61V9ZM72 10H71V9ZM250 8V9H251ZM221 9V10H220ZM257 13V14H256ZM261 14H262V12H261ZM101 15H104V16H109L110 15V12H106V11H103L102 13H101ZM262 16H264V14H262ZM254 17V16H253ZM248 19H249V21H254L255 20V23L252 21V23L251 24H249L248 22ZM47 20V21H46ZM50 20V21H49ZM262 21H263V23H262ZM34 23V24H33ZM35 23L36 24H38V25H35ZM42 23V24H43ZM242 23V22H241ZM247 23H248V25H247ZM258 23H259V25H258ZM261 23H262V25H261ZM30 24H33V25H30ZM41 24V25H42ZM255 25H258V26H262L260 29L259 28H257V26H255ZM52 26V25H51ZM41 27V29H44V31L43 30H41V29H39ZM47 28H51V27H47ZM212 28H214V30H212ZM37 29H39V30H37ZM49 29H47V31L49 30ZM163 29H166L167 31H165V32H162V31H164ZM40 31V32H39ZM42 31V32H41ZM44 32H46V33H44ZM48 32H50V31H48ZM128 37V38H129ZM141 37H143V38H141ZM132 38V39H131ZM145 38V39H144ZM125 39H127V38H125ZM134 39V40H133ZM150 43H148V42ZM140 42V43H139ZM145 42V43H144ZM137 43H139L138 45H137ZM41 44V45H40ZM150 45V46H149ZM152 45V46H151ZM154 45V46H153ZM20 46V47H19ZM23 46V47H22ZM157 46V47H156ZM160 46H163L164 48H165V46H166V48H165V51H166V55L163 53L164 51H162L164 48H162V47H160V49L162 48V50H160L159 49V47ZM136 48V47H135ZM171 50H170V49ZM26 49V50H25ZM139 49V48H138ZM155 51H154V50ZM159 51H158V50ZM13 50V51H12ZM15 50V51H14ZM157 51V52H156ZM161 51H162V53H161ZM156 52V53H155ZM169 53V54H168ZM155 54V55H154ZM160 54H162V55H160ZM145 55H146V53H145ZM2 56H3V58H2ZM44 56L46 57V58H44ZM147 56V55H146ZM161 56H162V58H161ZM6 59V60H5ZM167 59V60H166ZM8 60V61H7ZM170 60V61H169ZM172 60V61H171ZM166 61H168L167 63H166ZM175 61V62H174ZM45 62V63H44ZM171 63V65H169L170 63ZM174 64H173V63ZM180 62V63H179ZM183 62V63H182ZM44 63V64H43ZM176 63V64H175ZM10 65V66H8V65ZM42 64H43V66H42ZM182 64V65H181ZM5 65V66H4ZM47 65V64H46ZM181 66V67H180ZM6 67V68H5ZM37 67V70L35 69ZM40 68V70H42V72L40 71V74L38 73L39 72V68ZM5 69V71L4 72H2V70H4ZM35 70H34V69ZM175 68V69H174ZM31 69H33V71L35 72V71H37L36 73H32L31 72ZM59 69V70H58ZM48 70V69H47ZM46 70V71H47ZM49 70V71H50ZM48 71V72H49ZM61 71V70H60ZM56 72V74L57 73H59V74H57V76H60V75H62V72ZM31 72V73H30ZM45 73V75H42L43 77H41V78H43V79H41L40 81L38 80L39 78H40V76L39 75H41V73ZM55 72V71H54ZM182 72V73H181ZM5 73V74H4ZM37 73H38V75H37ZM43 73V74H44ZM52 73V72H51ZM161 73H160V75H161ZM7 74V75H6ZM174 74V75H173ZM37 75V76H36ZM53 75H54V73H53ZM177 75V76H176ZM186 76V77H185ZM189 76H190V78H189ZM39 77V78H38ZM172 77V78H173ZM192 77H193V79H192ZM194 77H195V80H194ZM49 78V79H50ZM182 78H183V80H182ZM162 79V78H161ZM173 79H175V78H173ZM186 79V80H185ZM168 80V81H167ZM176 80V79H175ZM39 81V82H38ZM47 81V78H46V80H45V82ZM50 81H51V79H50ZM164 81V82H163ZM185 81V82H184ZM190 81V82H189ZM39 83V84H37L36 85V83ZM162 84H161V83ZM165 82H172V84L171 85H168V86H166L167 84H169V83H166L165 84ZM173 82H174V84H173ZM178 82V83H177ZM198 83V84H196V83ZM48 83V82H47ZM50 83V82H49ZM176 83V84H175ZM193 83H194V85L196 86H198V88H197V86L195 87V92H194V86H193ZM42 84V83H41ZM155 84V85H154ZM184 84H186V85H184ZM190 84H189V86H190ZM90 85H93V84H90ZM149 85V86H148ZM178 85V86H177ZM170 86H173V87H170ZM40 87V88H39ZM46 87V89H44ZM51 87V86H50ZM165 87H167V88H165ZM168 88H169V90H168ZM171 88V89H170ZM179 88H180V90H179ZM37 89V90H36ZM40 91H39V90ZM53 89V90H52ZM66 90H67V88H65ZM69 89V88H68ZM136 89V88H135ZM173 89V90H172ZM184 89V90H183ZM186 89V90H185ZM188 89H189V91H188ZM197 89V90H196ZM48 90H49V95L51 94L52 96L51 97H53V98H51V97H49L48 96V93H46V92H48ZM167 90V91H166ZM191 90V91H190ZM36 91V92H35ZM43 91V92H42ZM52 91V92H51ZM131 91V90H130ZM167 93H166V92ZM169 91L171 92V94H169ZM197 91V92H196ZM34 92V93H33ZM40 92H41V94H40ZM129 92V91H128ZM128 92H127V94H128ZM140 92V93H141ZM175 92H177V93H175ZM186 92V93H185ZM190 92V93H189ZM33 93V96L35 95L37 98L35 99L34 97H32V94ZM45 93V94H44ZM130 94H132L131 92H129ZM143 93H141V94H139V96L141 97V96H143ZM182 93H183V95L184 96H182ZM189 93V94H188ZM195 93V94H194ZM44 94V95H43ZM108 94H112V95H115V93L112 91V90H109L108 91ZM167 94H169L168 96H169V100L167 99V96H165V95H167ZM192 96H191V95ZM37 95H39V97L37 96ZM43 95V96H42ZM46 95V97H47V99L48 100H44L43 102H42V107H43V109L45 108V112L43 113H41V111L39 112L38 111V109H40V108H38L39 106H37V103L35 102V100H37L38 98H40V100L42 101V99H46V97H44ZM133 95V94H132ZM131 95V96H132ZM190 95V96H189ZM202 95V96H201ZM40 96H42V99H41V97ZM129 96V95H128ZM131 96L129 97V98H131ZM138 96V95H137ZM138 96V100H136L135 102H134V104L133 105H136L137 104V101H141V103H139L138 104V106H141L142 105V103L144 104L145 102L147 103L148 101L147 100H143L144 98L146 99V97L145 96H143V99L141 98L140 99V97ZM196 96H198V97H196ZM218 98H217V97ZM34 98V99H32V98ZM162 97H164V98H162ZM180 97V98H179ZM49 98H50V100H49ZM136 98V97H135ZM164 99V100H162V99ZM166 98V99H165ZM182 98V99H181ZM193 98V99H192ZM26 99L28 100V101H26ZM51 99H52V101H51ZM172 99H173V101H172ZM201 99V100H200ZM39 100V99H38ZM129 100V99H128ZM133 100V98L132 99H130V101L129 102H131ZM151 100V101H150ZM161 100V101H160ZM171 102V103H173L172 105L173 106H171V103L169 102V104H170V107H169V105H168V107H167V104H168V102ZM184 103V102H186L185 104H183L181 101ZM194 102H193V101ZM202 100H203V102H202ZM222 100V101H221ZM235 100V101H234ZM237 100V101H236ZM241 100V101H240ZM31 101H33V103L34 104H36L35 106H34V104H32V102ZM49 101V102H48ZM77 101V100H76ZM156 101V102H155ZM162 102V103H167V104H165V106H163L162 104V106H160L158 103L159 102ZM175 101V102H174ZM188 101H189V103H188ZM196 101H198V103H195ZM227 101H229V102H227ZM241 102V103H239V102ZM50 102H52V103H50ZM133 102V101H132ZM158 102V103H157ZM182 103V106L185 108V109H190L191 111L193 110V109H195V105L197 104V113L196 114H198V113H200V111L202 112V111H205V112H202L201 114H198L197 115V118H196V114H195V116L193 117V115L191 116L190 114H189V119H191L190 121H189V119H187L186 117H187V115L185 114V113H187V112H185L186 110L185 109H183L182 111H184L185 113L184 114H182L183 116L184 115H186L185 117H183V116H181V115H177V114H174L173 115V113L177 110V107L175 106L176 104L175 103ZM192 102V103H191ZM199 102H200V104H199ZM204 102H206V103H204ZM210 102V103H209ZM220 102V103H219ZM236 102H238V103H236ZM124 103H127V104H129L128 102H124ZM136 103V104H135ZM145 103V104H146ZM189 105H188V104ZM195 103V104H194ZM204 105H203V104ZM208 103V104H207ZM226 103H231V104H229V106H228V104H226ZM234 103V104H233ZM243 103V104H242ZM24 104H26L29 108H28V110H26L27 109V106L26 107H24L25 105ZM28 104H30V105H28ZM32 104V105H31ZM50 106H49V105ZM77 104H81V101L79 102L78 101V103ZM94 104V103H93ZM110 103H108V106H110L109 105ZM148 104V103H147ZM150 104V103H149ZM156 104H158L157 106H156ZM223 104H224V106H223ZM227 106H226V105ZM238 104H241L240 105V107L238 106ZM48 105V106H47ZM52 105H54V106H52ZM132 105V104H131ZM132 105V106H133ZM180 106H181V104H179ZM186 105V106H185ZM194 105V106H193ZM199 105V106H198ZM217 107H216V106ZM52 106V107H51ZM57 106V105H56ZM112 106H114L113 104H112ZM131 106V107H132ZM137 106V107H138ZM143 106H145V105H142L140 108H142L143 109ZM149 106V105H148ZM176 108H175V107ZM210 106H212L211 108H210ZM226 106V107H225ZM230 106H231V108H230ZM236 106V107H235ZM31 107H33V108H31ZM46 107H48V108H46ZM50 107V108H49ZM160 107H162V108H165V113H162L161 111H160ZM173 107V108H172ZM179 107V106H178ZM190 107V108H189ZM207 107H209V108H207ZM216 107V108H215ZM229 108V110L231 111V112H229V110H228V108ZM116 107H114V109H115ZM133 108H135L136 109V106H134ZM139 108V107H138ZM148 107H147V105H146V107L144 108V113L145 114H147V113H150V112H148L147 111V113H146V110H148L147 109ZM169 108V110H167ZM192 108V109H191ZM205 108V109H204ZM239 108V109H238ZM10 109V110H9ZM49 109V110H48ZM117 109V108H116ZM120 109V108H119ZM202 109V110H201ZM206 109H207V111H206ZM209 109L212 111V110H214V112L215 113H217V115H214V113L213 112H208L209 111ZM13 112H12V111ZM15 110V111H14ZM48 112H47V111ZM166 110H167V112H166ZM196 110V109H195ZM226 110H227V113H226ZM236 110V111H235ZM115 111V110H114ZM122 111V110H121ZM121 111H119L118 110V112H121ZM169 111V112H168ZM188 112H189V110H187ZM15 112V113H14ZM128 112V111H127ZM177 112V111H176ZM206 112H207V115H206ZM229 112V113H228ZM47 113V114H46ZM116 113H117V111H116ZM132 113V112H131ZM135 113V112H134ZM139 114V112H136V114ZM170 113H172L171 115H170ZM183 113V112H182ZM213 113V114H212ZM218 113L219 114H221L220 116L218 115ZM222 113H224L223 115H222ZM133 114V113H132ZM135 114V115H136ZM141 115L143 114V113H140ZM139 114V115H140ZM144 114V115H145ZM161 114H165V116L163 115H161ZM170 115V116H168V115ZM22 115V116H21ZM123 115V114H122ZM124 115H129V114H124ZM123 115V116H124ZM131 115V114H130ZM130 115H129V117H130ZM134 114L132 115V116H135ZM167 115V116H166ZM202 115V116H201ZM207 116V117H205L204 118V116ZM210 115V116H209ZM214 115V116H213ZM7 116H8V118H7ZM122 116V117H123ZM143 116V115H142ZM160 116H162V117H160ZM182 118H181V117ZM213 116V117H212ZM121 117V118H122ZM129 117H128V120H129ZM136 117H138V116H136ZM141 117V116H140ZM171 117V118H170ZM174 117V118H173ZM3 118V119H2ZM120 118V119H121ZM124 118L125 117H123V121H124ZM127 118V117H126ZM133 118V117H132ZM130 119V120H132V123H133V120L135 119ZM169 118V119H168ZM176 118V119H175ZM219 118V119H218ZM224 118V119H223ZM140 119V118H139ZM148 119V120H147ZM166 119H168V120H170V121H166ZM174 119H175V121H174ZM187 119V120H186ZM217 119V120H216ZM222 119H223V121H222ZM136 120H138V118L137 119H135V123H136ZM163 120V121H162ZM179 120H181V121H183V123L186 125H184L183 123H181V121L180 122H178ZM220 120V121H219ZM138 121V122H139ZM146 121H148V122H146ZM152 122L153 121V123H150V122ZM193 121V122H192ZM209 121V122H208ZM210 121H211V123H210ZM215 121V122H214ZM219 123H218V122ZM124 122H128V121H124ZM123 122V123H124ZM131 122V121H130ZM128 123V124H126L125 123V125H129V126H131V128L133 127V128H135V123H134V125L132 124L131 125V123ZM168 122V123H167ZM178 122V123H177ZM188 122V123H187ZM190 122H191V124H190ZM204 122H206V123H204ZM180 123V124H179ZM196 123V124H195ZM200 125H199V124ZM207 123H208V125H207ZM215 123V124H214ZM221 123H222V125H221ZM1 124V125H2ZM8 124V125H7ZM138 124V123H137ZM151 124V125H150ZM210 124V125H209ZM214 124V125H213ZM0 125V126H1ZM139 125V124H138ZM147 125V126H148ZM175 125H177V126H175ZM205 125H206V127H205ZM217 125V126H216ZM20 126V127H19ZM141 126H139V127H141ZM157 126V127H156ZM171 126V127H170ZM180 126V127H179ZM183 126H185V127H183ZM198 126H201V127H198ZM212 126V127H211ZM216 126V127H215ZM221 126V127H220ZM5 127V126H4ZM139 127H137L138 129H139ZM161 127V128H160ZM163 127V128H162ZM170 127V128H169ZM173 127V128H172ZM188 127V128H187ZM190 127H191V129L192 130H190ZM194 127H196L195 128V130H194ZM203 127V128H202ZM204 127H205V129H204ZM209 127V128H208ZM7 128V127H6ZM5 128V129H6ZM8 128V129H9ZM141 128H144V127H141ZM156 128H158L159 129V131H163V133L162 132H160V133H157V132H159V131H157L158 129H156V131H154ZM166 128V129H165ZM188 129V131L186 130V129ZM202 128V129H201ZM210 128H212V129H210ZM1 129H4L3 128V126H2V128L0 127V130ZM136 129V128H135ZM161 129V130H160ZM179 131H178V130ZM183 129H185L184 131H183ZM201 129V131H199ZM214 129V130H213ZM119 130H121L123 133H125L126 131H127V129H119ZM166 130V131H165ZM193 130L195 131V132H193ZM132 131V130H131ZM142 131V130H141ZM165 131V132H164ZM183 131V133H181ZM193 132L192 134L190 133V132ZM156 134H159V136L158 135H155V133ZM172 132V133H171ZM177 132V133H176ZM202 132V133H203ZM208 132L206 133V134H208ZM135 133V135L134 134H130L129 132L127 133V135H126V137H123L122 136V138L120 137V138H118V140L119 139H122V140H125V139H127V140H130L131 138H134V136H136L135 137V140H136V138L137 139H141L140 137H142L143 135H138L139 133H137V132H134ZM162 133V134H161ZM121 134V133H120ZM161 134V135H160ZM167 134V137H171V136H169ZM176 134V135H175ZM186 134L184 135V137L186 138V137H191V136H189L188 134V136H186ZM119 135V134H118ZM124 135V134H123ZM163 135V136H162ZM227 135V136H226ZM229 135H231V136H229ZM120 136V135H119ZM157 136V137H156ZM173 136H172V138H173ZM203 136H204V138H205V135L203 134L202 135V137L201 138H203ZM221 136H223V135H221ZM221 136H219V137H221ZM159 137V138H158ZM163 137V138H162ZM167 137H166V139H167ZM228 137V138H227ZM184 138V139H185ZM187 138V139H188ZM194 138H196V137H194ZM222 139H223V137H221ZM220 138V139H221ZM229 138V139H230ZM171 139V138H170ZM232 139L234 140V142L232 141ZM194 140V139H193ZM245 140V141H244ZM257 140V141H256ZM126 141V140H125ZM159 141V142H160ZM225 141H221L222 143H225ZM236 141V142H235ZM232 142L234 143V145H236L235 143H237V145L235 146L236 147V151L234 152V149L232 148ZM151 144V145H154V144ZM238 143H239V145H238ZM160 144H164V142H162V143H160ZM165 144H166V142H165ZM122 145V144H121ZM123 145H126V143L125 144H123ZM122 145V146H123ZM127 145H129V144H127ZM126 145V146H127ZM121 146V147H122ZM126 146H123V148L125 149V147ZM157 146H159V144L157 145ZM229 146V147H230ZM239 146V147H238ZM129 148L128 149H136V148H134V147H131V146H128ZM156 147V146H155ZM166 147V146H165ZM206 148V150H205V148ZM234 147V146H233ZM127 148V147H126ZM237 148H238V150H239V155L237 156ZM240 148H242L243 150H241L240 151ZM244 148H246V150H248V151H246ZM124 149H120V147H119V153L121 154V156H124L123 158H124V160L126 159V157L128 156V155H130L131 153H130V151L129 150H127V149H125V151H124ZM160 149H163L164 150V146H163V148H160ZM193 149H194V151H193ZM217 149H221V151H219V152H217ZM222 149H233V151H231V150H229V153L228 152H226L227 150H223L222 151ZM137 150V149H136ZM208 150V151H207ZM213 150V151H212ZM214 150H215V152H214ZM124 151V152H123ZM231 151V152H230ZM127 152H129V154L127 153ZM139 152H140V150H139ZM236 154H234V153ZM242 154H241V153ZM125 153V154H124ZM204 153V154H203ZM260 153L262 154V155H260ZM124 154V155H123ZM244 154V155H243ZM150 155H152V154H150ZM149 155V156H150ZM201 155H204V156H201ZM241 155H242V157H241ZM119 157V156H118ZM117 157V158H118ZM208 158V159H206V161H205V159H201V158ZM213 157H215V158H213ZM244 157V158H243ZM216 158H218V159H216ZM219 158H223V159H221V161H218V160H220ZM226 158L228 159V161H226ZM120 159V158H119ZM196 159V160H197ZM201 159V160H200ZM212 159H214V160H211ZM237 159V160H236ZM123 160V162H126V161H124ZM192 160V159H191ZM191 160H189V161H191ZM200 160V161H199ZM223 160V161H222ZM229 160L230 161H232L231 163L229 162ZM118 161V160H117ZM122 161V160H121ZM204 161V162H203ZM120 162V161H119ZM122 162V163H123ZM128 162V161H127ZM154 162H156V161H154ZM153 161H150V163L151 164H153L154 163ZM236 164H235V163ZM194 163V165H195V162H193ZM198 163V165L197 166H194L193 168L195 169L196 167H198L199 169H200V164ZM213 165H212V164ZM221 163H223V164H221ZM230 163V164H229ZM128 164V163H127ZM218 164L220 165L219 167H218ZM231 164H233V165H231ZM238 164H239V166H238ZM240 164L242 165V166H240ZM120 165H122V164H119V166ZM200 165V166H199ZM216 165V166H215ZM123 167L125 166V164L124 165H122ZM122 166H120V168H122ZM201 167H204V164H203V166H201ZM215 167V168H214ZM222 168L223 170L221 171V173H220V170L218 169V168ZM230 167H228V168H230ZM233 167V168H232ZM238 167V168H237ZM241 167H244L243 168V170L244 171H246L247 172V174L249 173L252 177H250V176H247V174L245 175V177H247V178H245V180L246 181H242V180H244V176H242L243 175V170H240L241 169ZM186 169H188V168H186ZM213 169H214V172H213ZM219 171H218V170ZM196 170V169H195ZM198 170V169H197ZM196 170V171H197ZM215 170H216V172H217V175H216V172H215ZM259 170H261V171H259ZM202 171V170H201ZM242 171V172H241ZM251 173H250V172ZM254 171H257V172H254ZM198 172V171H197ZM237 172V173H236ZM241 172V177H240V173ZM253 173H255L256 175H254ZM239 174V176H237ZM179 175V176H178ZM230 175V176H229ZM254 175V176H253ZM235 176H237V177H235ZM259 176H261V178H259ZM229 177V178H228ZM248 177H250V178H248ZM195 178V179H194ZM205 178V179H206ZM214 178V179H213ZM228 178V179H227ZM232 180H231V179ZM235 178V179H234ZM239 178H240V180H239ZM194 179V180H193ZM206 179V180H207ZM212 179V180H211ZM227 179V180H226ZM230 179V180H229ZM234 179V180H233ZM151 180H153V182H155V179H152V178H150L149 180L147 179L146 181H144V183H141V184H139V183H135V184H132L128 179H126V184L124 183V182H120V188L122 187V189L124 190V189H127V187H128V189H132V188H129V187H135V186H141V187H143L144 188V190H146L147 189V186H150L149 184H148V182H151ZM164 180V179H163ZM189 180H191L190 181V184H189ZM206 180H204V181H206ZM215 180V181H214ZM222 180V179H221ZM220 180V181H221ZM236 180V181H235ZM252 180V181H253ZM264 180V178H262V180L261 181H263ZM124 181V180H123ZM129 181V182H128ZM156 181H158L159 182V180H156ZM231 181V182H230ZM242 181V182H241ZM146 182V183H145ZM158 182H155L154 184H155V187L157 186L156 185V183L158 184ZM160 182H162L161 180H160ZM160 182H159V184H158V186L160 185V187H163V186H165V182L163 181L162 182V184H160ZM199 182V183H198ZM235 182V184H232V183H234ZM249 182H251V181H249ZM259 182V181H258ZM119 183V182H118ZM123 183L125 184V185H123ZM127 183H130L131 185H127ZM163 183H164V185H163ZM177 183V184H178ZM201 183V184H200ZM202 183H203V185H202ZM237 183V184H236ZM241 183V184H240ZM248 183V182H247ZM173 184H174V182H173ZM211 184V183H210ZM216 184H211V185H214V187L216 186ZM226 184H227V186H226ZM239 184H240V186H239ZM246 184V183H245ZM152 185H153V183H152ZM161 185H163V186H161ZM192 185V186H191ZM194 185H196L195 187H194ZM232 185V186H231ZM115 186H118V185H116L115 184ZM174 186V185H173ZM178 186V185H177ZM225 186V187H224ZM237 187V188H233L232 189V187ZM151 187V186H150ZM155 187H152L153 189L155 188ZM166 187V186H165ZM201 187H203V189L206 187V189H204L206 192H207V189L209 190L208 192H210V193H214V195L213 194H208V192L206 193V192H203L202 190H201ZM213 187V186H212ZM217 187V186H216ZM156 188V189H157ZM172 188V189H171ZM217 188H219V187H217ZM240 188V189H239ZM241 188L243 189V190H241ZM149 189V188H148ZM155 189V190H156ZM192 189V190H191ZM212 189V190H211ZM232 191H231V190ZM218 190V189H217ZM126 191V190H125ZM124 191V192H125ZM128 191V190H127ZM151 191V190H150ZM150 191H143L142 193H145V192H150ZM180 191V192H179ZM229 191H231V193H229ZM235 191H237V192H235ZM241 191H243V192H241ZM139 192H141V191H139ZM163 192V193H164ZM177 192V193H176ZM188 192V193H187ZM190 192V193H189ZM196 192H197V194H196ZM234 192V193H233ZM163 193H162V195H163ZM178 193H181V196H180V194H178ZM191 193H194V194H192L191 195ZM227 193H229V194H227ZM250 193V192H249ZM249 193H247V194H249ZM120 194H122V193H120ZM147 194V193H146ZM178 196V197H180V198H176V196ZM183 194V195H182ZM205 194V195H204ZM208 194V195H207ZM216 194H218V193H216ZM236 194H237V196H236ZM239 194V195H238ZM173 195L175 196L174 198H172V199H174V200H172V201H177L176 203H179V205H182L183 207H184V209L183 210H186V205L187 204H191L192 203V205L189 207L188 206V209L186 210V211H188L189 212V214L186 212L185 214L187 215H185L184 214V211L182 210V208L183 207H180L179 208V206L177 205V204H175V205H173L172 203L173 202H171L170 201V198L171 197H173ZM198 195V196H197ZM201 195H203V196H201ZM213 196V197H206V196ZM226 195H228V196H226ZM230 195L232 196V197H230ZM147 196V195H146ZM190 196L192 197V199H190L189 200V198H190ZM195 196V197H194ZM197 196V197H196ZM227 197V199L225 198V197ZM235 196V197H234ZM238 196H239V198H238ZM150 197V196H149ZM148 197V198H149ZM194 197V198H193ZM198 197H199V199H198ZM205 197H206V199H205ZM223 197V198H222ZM233 198L234 197V199L236 200L237 199V202L235 201V203L236 204H238L237 205V207L239 208H237V207H235V208H237L236 210H234V204H233V202L234 201H232V203H231V205H229V203H227V201L226 200H230V198ZM237 197V198H236ZM152 198H153V195H152ZM169 198V199H168ZM186 198V199H185ZM204 198V199H203ZM210 199V200H208V199ZM223 200H222V199ZM225 198V199H224ZM151 199V198H150ZM166 200V203L168 202V200H169V204L167 203V204H165V200ZM168 199V200H167ZM183 199H185V200H188L187 202L188 203H186V201H184L183 202ZM239 199V200H238ZM163 200H164V202H163ZM225 200V201H224ZM233 200V199H232ZM242 200V199H241ZM244 200V199H243ZM242 200V201H243ZM209 201V202H208ZM211 201V202H210ZM213 201V202H212ZM226 202V203H224V202ZM231 201V200H230ZM151 202V201H150ZM223 202V203H222ZM243 202H245V201H243ZM247 202V201H246ZM171 203V204H170ZM175 203V202H174ZM181 203V204H180ZM205 203V204H204ZM214 203V204H213ZM217 203L221 206V204H226L227 205V208L225 207V206H223V207H218L217 206ZM221 203V204H220ZM183 204H185V205H183ZM210 204H212V205H215V206H212V205H210ZM233 204V205H232ZM248 204V203H247ZM259 204V205H258ZM196 205H197V208L200 210L201 208H202V210H203V208L205 209L206 207V209H205V211L207 210L208 211V213H207V211H206V213L204 212V210L201 212V210L199 211V212H197V215L198 216H194V215H196L194 212H196V211H198L197 210V208H196ZM198 205H199V207H198ZM202 205V206H201ZM208 205V206H207ZM210 205V206H209ZM256 205H258V206H256ZM154 206H156V205H154ZM156 206V207H157ZM178 206V207H177ZM217 206V207H216ZM232 206H233V208H232ZM172 207V208H171ZM174 207H175V209H174ZM177 207V208H176ZM214 207V208H213ZM229 207V208H228ZM247 207V208H246ZM254 207L256 208L255 210L256 211H258V212H256L255 213V210H254ZM250 208V209H249ZM259 208V209H258ZM263 208V209H262ZM179 209V210H178ZM194 209H195V211H194ZM215 209H217V210H215ZM241 209V210H240ZM245 209H247V211L245 212ZM258 209V210H257ZM261 209V210H260ZM193 210V211H192ZM232 210V211H231ZM238 210H240V211H242V212H239ZM260 210V211H259ZM152 211V210H151ZM150 211V212H151ZM176 211V212H175ZM192 211V212H191ZM228 211H231V212H228ZM236 213H240V215H238V214H235V212ZM252 211L254 212V213H252ZM262 211V212H261ZM26 212L27 213H30V212H33V207L29 204V205H27V208H26ZM149 212V214H152V213H150ZM154 212V211H153ZM190 212H191V214L193 215L192 217L194 218V220L195 219H197V221L195 220H193V218H191V216H190ZM210 212V213H209ZM182 213V214H181ZM202 213V214H201ZM228 213H230V215L228 214ZM262 213V214H261ZM138 214V213H137ZM136 214V215H137ZM166 214V213H165ZM164 214V215H165ZM181 214V215H180ZM199 214H200V216H201V218L199 217ZM208 214H209V217H207L208 216ZM211 214V215H210ZM216 216H215V215ZM221 214H222V216H221ZM232 214H235V218L236 219H238V221L240 222H238L237 220H235V218L232 216ZM245 214V215H244ZM140 215V214H139ZM142 215V214H141ZM145 215V214H144ZM164 215H162V218L163 217H165L166 218V215L164 216ZM184 215V216H183ZM207 215V216H206ZM159 216V215H158ZM190 218H189V217ZM210 216H211V219H210ZM229 216V217H228ZM238 218H237V217ZM263 216V217H262ZM128 217V216H127ZM131 217H134V216H131ZM139 217V216H138ZM154 217V216H153ZM159 217H161V215L159 216ZM214 217V218H213ZM224 217H226V218H228V219H225ZM230 217H232L231 219H230ZM129 218H130V216H129ZM128 218V219H129ZM137 218V217H136ZM143 218V217H142ZM141 218V219H142ZM145 218V217H144ZM155 218V217H154ZM161 218V219H162ZM176 218V219H175ZM189 219V220H187V222H189V225H190V227H189V225L188 224H186L187 222H186V219ZM206 218H209V219H206ZM218 219V221H216L217 219ZM221 218H224V219H222L221 220ZM135 219V218H134ZM156 219V218H155ZM158 219V218H157ZM185 219V220H184ZM214 219H216V220H214ZM131 220H132V218H131ZM130 220V221H131ZM153 220V219H152ZM159 220V219H158ZM164 220V219H163ZM163 220H161V223H159V224H162V222H164ZM193 220V221H192ZM224 220H225V222H224ZM229 220V221H228ZM232 220V221H231ZM236 222H235V221ZM134 221H137V220H134ZM140 221V220H139ZM155 221V220H154ZM157 221V220H156ZM180 221V222H179ZM183 221V222H182ZM126 222V221H125ZM159 222V221H158ZM192 222V223H191ZM200 222L202 223V224H200ZM218 222H219V224H218ZM232 222H233V224H232ZM148 223V222H147ZM152 223H156V222H152ZM199 225H197V224ZM214 223V224H213ZM228 223V225H226ZM235 223V224H234ZM238 223V224H237ZM242 223V224H241ZM123 224V223H122ZM138 224H140V223H138ZM167 224V223H166ZM221 224V225H220ZM132 225V224H131ZM163 225V224H162ZM169 225V226H170ZM210 225H211V227H210ZM222 225H224V226H222ZM232 225H234V226H232ZM239 225H240V228H239ZM140 226H142V227H140ZM160 226V225H159ZM166 227H168L167 225H165ZM192 226V227H191ZM194 226H198V227H194ZM200 226H202V227H200ZM219 226V227H218ZM236 226V227H235ZM28 227V226H27ZM121 227V226H120ZM120 227H119V230H117L118 231V234H120L122 231L120 230ZM139 227V228H138ZM189 227V228H188ZM207 227H209V228H207ZM235 227V228H234ZM256 227H259L258 229H259V232H256V231H258V229L256 228ZM31 228V227H30ZM33 228V227H32ZM135 228V227H134ZM137 228H138V230H140V228H141V232L139 231L138 233H137ZM145 228V229H144ZM158 228H159V230H158ZM194 228H197V229H195V231H194ZM202 230V233H203V235H202V233H201V231L199 230ZM243 228H245V230L243 229ZM263 230H262V229ZM147 229V230H146ZM152 229V230H154V231H151V232H149L150 230ZM162 229H164V226L162 227ZM165 229H168V228H165ZM179 229V230H178ZM190 229L192 230L191 232H190ZM260 229H261V231H260ZM124 230H123V232L122 233H124L125 234V232H127V231H125L124 232ZM146 230V231H145ZM149 230V231H148ZM119 231H120V233H119ZM127 232V233H128ZM147 232H148V234H147ZM164 232H166V231H164ZM173 232H175V231H173ZM175 232V233H176ZM187 232V233H186ZM198 233V232H200L199 234H201V235H198V234H195V233ZM135 233V236L133 235ZM143 233H144V235H143ZM149 233H151V235L149 234ZM154 233V234H153ZM162 233H163V230H162ZM263 233V234H262ZM124 234H120L121 236L120 237H123L122 235H124ZM129 234H126V236L124 235V237H127V238H129L128 236H129ZM243 234V235H242ZM251 234V235H250ZM128 235V236H127ZM132 235H133V237H132ZM153 235H155L154 237L155 238H153L152 239V237H153ZM137 236V237H138ZM157 236H159V237H157ZM172 236H174V234L172 235ZM184 236V235H183ZM254 236V237H253ZM124 237H123V239H124ZM150 237V238H149ZM210 237V238H209ZM238 237H239V239H238ZM240 237H243L242 239H240ZM253 237V238H252ZM257 237V238H256ZM130 238V239H131ZM134 238H133V240H134ZM161 238V239H160ZM194 238H196V239H194ZM209 238V239H208ZM122 239V238H121ZM120 238H118V240H121ZM122 239V240H123ZM160 239V240H159ZM163 239V240H162ZM184 240V242H183V240ZM207 239L209 240V241H207ZM125 240H127V239H125ZM129 240V239H128ZM140 240V239H139ZM154 240H156L155 242H156V245H155V249H154ZM187 240V241H186ZM193 240H194V242H193ZM200 240H202V242H200ZM228 240H229V242H228ZM234 240H236L237 242L235 243V242H232V241H234ZM132 241V240H131ZM131 241H130V243H131ZM135 241V240H134ZM137 241H138V238H137ZM137 241H135V243H137ZM151 241H153L152 243H154V244H152L151 243V246L153 247V249L151 248V247H149V248H146V247H148L149 245H150V242ZM158 241V242H157ZM168 241H167V243H168ZM171 241V240H170ZM197 241V242H196ZM199 241V242H198ZM239 241V242H238ZM243 241V242H242ZM108 242H110V241H108ZM118 242H120V245H119V247L122 249H117V251L119 252H121V251H123V249H124V247L122 246L123 244H121V241H118ZM124 242V241H123ZM122 242V243H123ZM127 242V241H126ZM142 244H143V242L142 241H140ZM139 242V243H140ZM189 242V243H188ZM204 242H206V243H204ZM231 242V243H230ZM127 243H129V241L127 242ZM129 243V244H130ZM134 242H132L131 244H133ZM139 243H137L138 245H136V249H137V247L139 248ZM157 243H162L163 245L162 246H160L159 247V245L157 244ZM171 243V242H170ZM175 243V242H174ZM191 243V244H190ZM193 243V244H192ZM198 243V245H196ZM200 243V244H199ZM141 244V245H142ZM183 244V245H182ZM185 244V245H184ZM206 244V245H205ZM258 244V245H257ZM117 245H118V243H117ZM126 244H124V246H125ZM128 245V244H127ZM134 245V246H135ZM161 245V244H160ZM196 245V246H195ZM202 245V246H201ZM203 245H205V246H203ZM257 245V246H256ZM107 246V245H106ZM158 248H157V247ZM195 246V247H194ZM207 246V247H206ZM231 246V247H230ZM246 246V247H245ZM258 248V249H261V250H259V251H257L258 249L256 248V247ZM108 247H109V244H108ZM113 246H111V248H112ZM118 247V248H119ZM128 247V246H127ZM127 247H125L126 249H127ZM129 247H130V245H129ZM129 247H128V249H129ZM174 247H175V250H174ZM209 247V248H208ZM243 247V248H242ZM110 248V249H111ZM133 248V247H132ZM141 248V247H140ZM141 248V249H142ZM152 249V251H151V249ZM232 248V249H231ZM241 248V249H240ZM248 248V249H247ZM108 248H105V250H107ZM110 249H109V252H108V250L106 251L107 252V254L108 255H110V252L112 251V249H111V251H110ZM113 249H115V247L113 248ZM126 249H124V252H122L121 254L123 255V256H125V253H126V255H127V253H128V257H129V251L127 252L126 251ZM134 249V248H133ZM254 249V250H253ZM161 250H159V251H161ZM180 250L182 251L181 253H180ZM189 250V251H188ZM201 250V251H200ZM137 251H139V249L137 250ZM169 251V252H168ZM191 251V252H190ZM240 251V252H239ZM245 251V252H244ZM257 251V252H256ZM84 252H86L88 255L85 257V256H83V253ZM114 252V254L112 255L113 257H114V255L117 253V252H115V250L114 251H112L111 253H113ZM120 252H119V255L121 256V254H120ZM140 252H142V250L140 251ZM139 252V253H140ZM149 252V253H148ZM166 252V253H165ZM238 252V253H237ZM263 252H264V250H263ZM136 252H135V250H134V254H135ZM139 253H138V258H142L140 255H139ZM184 253V254H183ZM200 253V254H199ZM237 253V254H236ZM240 253V254H239ZM106 254V255H107ZM131 254H133V252L131 253ZM155 254V255H154ZM26 255H28L29 256V254H26ZM107 255V256H108ZM118 255V254H117ZM146 255V254H145ZM144 255V256H145ZM215 255V256H214ZM234 255V254H233ZM238 255V256H237ZM257 255V254H256ZM255 255V256H256ZM37 256V255H36ZM35 255H34V258L36 257ZM106 256V257H107ZM112 256L111 257H109V258H112ZM135 256V255H134ZM214 256V257H213ZM33 257V256H32ZM41 257H43V256H41ZM105 257V258H106ZM107 257V258H108ZM127 257V259H125V261L124 262H122V260H121V262L123 263V264H132L131 262H135V261H133V259H132V255H131V258H130V261H129V258ZM137 257V256H136ZM135 257V258H136ZM146 257V256H145ZM145 257H143L144 259H147V258H145ZM182 257V258H181ZM45 259H46V257H44ZM42 259V262H44V264H100L99 263V257H98V255H97V250H96V248L94 247V245H92V246H89V247H83V246H78V247H76L75 245H70L69 247H67V246H63V245H61V246H59V252L57 253V254H55L53 257H51L50 259L49 258H47L49 261L47 262V260H45V259ZM105 258H104V260H105ZM106 258V259H107ZM116 259L114 260V258H112L115 262H116V260H117V258H119V256H116L115 257ZM134 258V259H135ZM157 258H158V260H157ZM202 258H204V261H203V259ZM258 258V257H257ZM36 259H38L37 261H36ZM36 259H34L33 260V258H32V260L34 261V263L36 264V263H38V264H40L41 263V258H40V255H39V257L37 256L36 257ZM112 259H110V260H112ZM120 259L121 258H119L118 260L120 261ZM132 259V260H131ZM143 259V260H144ZM155 259V260H154ZM217 259V260H216ZM239 259H238V261H239ZM240 260L241 261V263H242V261L244 262V260ZM2 260V258H1V255H0V261ZM40 260V261H39ZM44 260V261H43ZM109 260V261H110ZM112 260V261H113ZM118 260H117V262H118ZM127 260V261H126ZM136 260H138L137 258H136ZM142 260V259H141ZM142 260V261H143ZM149 260H150V258H149ZM149 260H147V261H149ZM179 260V261H178ZM191 260V261H190ZM195 260V261H196ZM199 260H202V261H199ZM206 260V261H205ZM46 261V262H45ZM107 262H108V259L106 260ZM111 261V262H112ZM114 261H113V264H114ZM129 261V262H128ZM186 261H188V262H186ZM218 261V262H217ZM237 260L235 261L234 260V262H238ZM239 261V262H240ZM261 262H263V260H260ZM107 262H104V264L105 263H107ZM111 262H109V263H111ZM116 262V263H117ZM120 262V264H122ZM145 262V261H144ZM161 263L160 264H162V262L163 261H160ZM165 262V261H164ZM163 262V264H167V262H165L164 263ZM190 262V263H189ZM199 262H201V263H199ZM233 262V263H234ZM109 263H107V264H109ZM150 263H152V262H150ZM245 263V262H244ZM244 263H242V264H244ZM43 264V263H42ZM119 264V263H118ZM137 264H139V262L137 263ZM157 264V263H156ZM158 264H159V261H158ZM235 264V263H234ZM246 264V263H245Z\"/></svg>",
	"mask_w": 264,
	"mask_h": 264
}]
</instances>
